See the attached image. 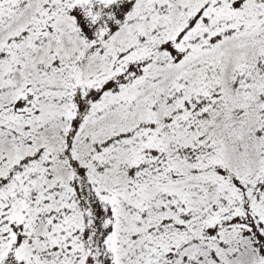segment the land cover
Listing matches in <instances>:
<instances>
[{
    "label": "snow or ice",
    "instance_id": "obj_1",
    "mask_svg": "<svg viewBox=\"0 0 264 264\" xmlns=\"http://www.w3.org/2000/svg\"><path fill=\"white\" fill-rule=\"evenodd\" d=\"M0 264H264V0H0Z\"/></svg>",
    "mask_w": 264,
    "mask_h": 264
}]
</instances>
